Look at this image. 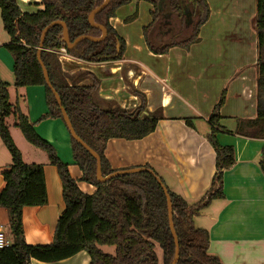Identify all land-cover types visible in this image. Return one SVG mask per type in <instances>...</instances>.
I'll list each match as a JSON object with an SVG mask.
<instances>
[{
	"label": "trees",
	"instance_id": "16d2710c",
	"mask_svg": "<svg viewBox=\"0 0 264 264\" xmlns=\"http://www.w3.org/2000/svg\"><path fill=\"white\" fill-rule=\"evenodd\" d=\"M104 2L42 0L44 10L28 14L21 11L16 0H0V11L4 30L11 39L6 49L14 59L15 87H43L49 113L40 121L51 118L64 123L53 94L55 91L77 136L100 156L102 174L107 177L117 172L110 168L104 156L107 143L112 139L142 140L155 131L163 115L160 111L149 112L146 96L140 92H135L140 101L135 109H123L114 101L102 99L99 96L100 80L94 74L79 72L71 75L63 71L60 50L66 48L67 55L89 64L121 61L126 42L111 26L110 20L116 17L120 8L133 2L152 6V21L143 28L146 44L152 53L164 55L174 47L189 50L192 45L200 43V30L209 21L211 9L207 0H110L95 17V23L107 30L106 37L100 42L85 39L73 49H68L64 42L63 27L54 26L46 35L40 56L49 75L50 89L38 60L44 29L54 22H62L67 26L71 43L83 36L101 38L102 31L90 24L89 16ZM136 17L135 13L129 19L135 20ZM172 18L178 21V30H174L177 24L172 26ZM255 29L258 41L255 66L257 117L252 121H237L234 133L264 141V0H256ZM225 97L223 92L209 119L211 133L208 141L216 154V173L209 190L195 204L168 190L180 245L177 264H222L209 254V234L204 229H197L194 219L213 200L224 198V172L236 162L235 149L221 146L217 139L221 132L231 133L221 124L220 111ZM11 117L25 140L48 155L62 182L65 210L58 219L53 242L49 245H29L25 241L24 208L45 206L48 196L44 167L24 162L7 125V119ZM187 124L192 126L190 120ZM0 139L11 156V164L2 173L5 185L0 190V209L8 212L13 236L11 246L0 250V264H32L33 260L58 263L81 252L89 255L90 264H160L157 247L162 250V264H172L175 242L169 227L167 200L158 183L161 179L149 167L145 168L152 173L123 175L100 183L96 177V160L70 137L73 159L82 173L80 181L95 187L91 195L83 192L54 146L37 134L34 124L21 112L18 103H10L9 85L1 78ZM259 165L264 174V148ZM103 247L114 248V253L104 252Z\"/></svg>",
	"mask_w": 264,
	"mask_h": 264
},
{
	"label": "crops",
	"instance_id": "0c3cea01",
	"mask_svg": "<svg viewBox=\"0 0 264 264\" xmlns=\"http://www.w3.org/2000/svg\"><path fill=\"white\" fill-rule=\"evenodd\" d=\"M16 1L23 13L44 10L42 0ZM207 1L211 9L209 21L200 30V43L189 50L174 47L164 55L152 53L143 35V28L152 21V6L133 2L120 8L110 20L126 42L121 61L89 64L63 55L60 62L68 74H94L100 80L102 99L114 101L123 109H135L140 105L135 92H140L146 96L149 112L162 113L163 118L151 135L138 141L112 139L105 146L104 156L115 171L149 167L170 192L190 204L205 195L216 173V154L208 141L209 119L225 92L221 124L231 133L221 132L217 139L221 146L235 149L236 162L224 172V198L213 200L195 217L194 226L208 232V252L222 264H264V174L259 165L264 141L234 133L237 121H252L257 117L256 0L250 5L240 0L239 4L229 0ZM135 13L136 19L130 20ZM10 41L0 11V59L11 69L14 59L2 48ZM16 92V103L34 124L37 134L54 146L60 160L69 165L72 177L81 178L66 125L59 119L40 121L49 113L45 89L16 88ZM9 119L15 127V119ZM188 120L192 126L187 124ZM20 143L28 152L25 157L17 145L24 162L44 167L48 196L45 206L24 208L25 241L29 245H49L65 210L62 182L48 155L44 157ZM3 149L6 147L0 139V190L5 185L2 173L11 164L8 150ZM78 185L87 194L95 192L92 185ZM0 213L7 221L8 212L0 209ZM32 264H90V257L81 252L58 263L33 260Z\"/></svg>",
	"mask_w": 264,
	"mask_h": 264
},
{
	"label": "water",
	"instance_id": "95a60500",
	"mask_svg": "<svg viewBox=\"0 0 264 264\" xmlns=\"http://www.w3.org/2000/svg\"><path fill=\"white\" fill-rule=\"evenodd\" d=\"M109 2H110V0H105L103 5L98 7V8H96L89 16L90 24L92 26H94L95 28H98V29H100L102 31V37L101 38H92V37L83 36V37L78 38L74 43H71L70 39H69V33H68L67 26L65 25V23H62V22H54V23L50 24L48 27H46L44 29V31L42 33V36H41L40 47H39V50H38V60H39L40 65H41V67L43 69V74H44V78H45L46 84H47V86L50 89H52V86L50 84L49 75H48L47 70L45 69V67H44V65H43V63L41 61V58H40L41 51H42L43 46H44L45 38H46V35L49 32V30L51 28H53L54 26H57V25L62 26L63 27V39H64V42L66 43L68 49H73L78 43H80L81 41H83L85 39H88V40H91V41H94V42H100L106 37L107 30L103 26L97 25L95 23V17L100 12H102L103 9H105V7L108 5ZM118 55H119V48H118L117 56ZM53 94H54L56 102L58 103V106H59V108L61 110L62 117H63L64 123H65L66 128H67V130L69 132L70 137H72V139L77 144L82 146L96 160V163H97L96 177H97L98 182L105 183V182H107V181H109V180H111V179H113L115 177L123 176V175H130V174L141 173V172L152 173L151 170L146 169V168L143 167V168H133V169L124 170V171H117V172L111 174L110 176L104 177L103 174H102V162H101L100 156L95 151H93L89 146H87L77 136V134L75 133V130L73 129V126H72V124L70 122V119H69L67 113L65 112L64 108L62 107V103H61L59 95L55 91H53ZM158 183L162 186L164 194L166 196V200H167L168 216H169V227H170V230H171L174 242H175V257H174V260H173L172 264H177L178 261H179V257H180V245H179V240H178V237H177V234H176V231H175V227H174V221H173V214L174 213H173L172 200H171V197L169 195L168 189L162 183V181L158 179Z\"/></svg>",
	"mask_w": 264,
	"mask_h": 264
},
{
	"label": "rangeland",
	"instance_id": "374dc122",
	"mask_svg": "<svg viewBox=\"0 0 264 264\" xmlns=\"http://www.w3.org/2000/svg\"><path fill=\"white\" fill-rule=\"evenodd\" d=\"M231 1V3H237L239 4V0H229ZM240 1H244L246 5H250L251 3L250 2H255L254 0H240ZM255 4V3H254ZM255 8H256V4H255ZM172 22H173V25L174 26V23H176L177 25L175 26V29L174 30H178L179 28V25H178V21L176 20V18H172ZM9 42V39L6 38V41L5 43H8ZM4 50H6L9 53V51L5 48V47H2ZM11 55V54H10ZM12 56V55H11ZM13 66H11V69H10V66L6 67L5 64L3 63V61L0 59V78L3 82H5L6 84L9 85V93H10V103L11 104H16V99H17V92H16V88L14 86V81H15V78H14V74H13ZM7 125L9 127V130L11 132V136L16 144L19 145V147H21V149L23 150V153L25 155V157H28V152L26 150H24V148L22 147V144L20 142H24V144H26L31 150H34L36 152H39L40 154H42V156H47V154L45 152H42V151H39L38 149H36L34 146H32L31 144H29L25 138L23 137L21 131L14 127L13 126V123H12V119H7ZM18 147V146H17ZM4 152H7L6 149H3ZM7 154V153H6ZM0 158H1V155H0ZM9 160H10V156H9ZM77 182L78 184L79 183H84V182H81L80 181V178L77 179ZM0 220H1V223L4 227V233H5V236L8 237V240L13 243V236H12V233L10 231V226H9V218L7 221L4 220L3 218V215L2 213H0ZM106 253H111L113 254L114 253V248H108V247H103L102 248ZM156 252H157V255H158V258H159V261H160V264H162L163 262V254H162V250L157 247L156 249Z\"/></svg>",
	"mask_w": 264,
	"mask_h": 264
},
{
	"label": "built area",
	"instance_id": "2783aa9c",
	"mask_svg": "<svg viewBox=\"0 0 264 264\" xmlns=\"http://www.w3.org/2000/svg\"><path fill=\"white\" fill-rule=\"evenodd\" d=\"M63 55H67L66 48H62L60 50V52H59V59H61V57ZM10 246H11V242L5 236L4 227H3L2 223H1V220H0V250L1 249L9 248Z\"/></svg>",
	"mask_w": 264,
	"mask_h": 264
}]
</instances>
